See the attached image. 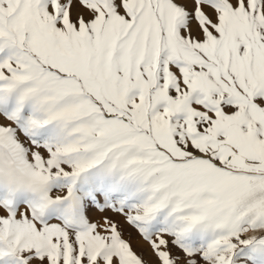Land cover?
I'll use <instances>...</instances> for the list:
<instances>
[{"label": "snow or ice", "instance_id": "snow-or-ice-1", "mask_svg": "<svg viewBox=\"0 0 264 264\" xmlns=\"http://www.w3.org/2000/svg\"><path fill=\"white\" fill-rule=\"evenodd\" d=\"M0 264H264V0H0Z\"/></svg>", "mask_w": 264, "mask_h": 264}]
</instances>
